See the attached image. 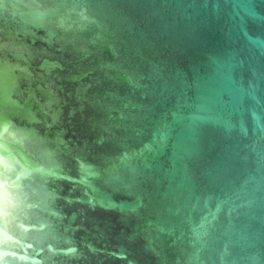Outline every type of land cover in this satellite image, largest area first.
I'll return each instance as SVG.
<instances>
[{
    "label": "water",
    "instance_id": "95a60500",
    "mask_svg": "<svg viewBox=\"0 0 264 264\" xmlns=\"http://www.w3.org/2000/svg\"><path fill=\"white\" fill-rule=\"evenodd\" d=\"M0 264H264V0H0Z\"/></svg>",
    "mask_w": 264,
    "mask_h": 264
},
{
    "label": "snow or ice",
    "instance_id": "6c2138e0",
    "mask_svg": "<svg viewBox=\"0 0 264 264\" xmlns=\"http://www.w3.org/2000/svg\"><path fill=\"white\" fill-rule=\"evenodd\" d=\"M4 164V160H3V157L0 156V165H3Z\"/></svg>",
    "mask_w": 264,
    "mask_h": 264
}]
</instances>
